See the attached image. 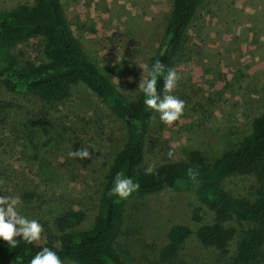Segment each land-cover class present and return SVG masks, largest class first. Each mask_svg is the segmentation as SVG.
Wrapping results in <instances>:
<instances>
[{"label":"rangeland","instance_id":"374dc122","mask_svg":"<svg viewBox=\"0 0 264 264\" xmlns=\"http://www.w3.org/2000/svg\"><path fill=\"white\" fill-rule=\"evenodd\" d=\"M60 2L80 54L119 93L134 99L140 68L148 65L171 0ZM32 4L33 0H0V14ZM180 51L171 66L180 77L171 94L185 102L183 115L169 126L153 111L144 139L146 167L186 161L192 151L213 163L264 111V0H202L185 29ZM11 54L20 66L41 61V38L18 44ZM3 81L0 78V196L21 199L25 192L38 193L43 197L38 204L21 199V215L41 224L55 212L72 209L83 214L73 231L87 229L97 214L109 165L122 146L123 123L102 103L89 79L50 102L30 93H12ZM83 146L89 158L69 157ZM220 186L232 196L252 199L255 180L230 175ZM194 214L199 221L193 220ZM212 222L192 188L129 197L115 249L126 264H233L241 232L256 224L225 223L234 234L221 252L200 245L194 237L196 228ZM175 225L186 227L189 235L177 255L163 262L159 250ZM252 264H264V243Z\"/></svg>","mask_w":264,"mask_h":264},{"label":"trees","instance_id":"16d2710c","mask_svg":"<svg viewBox=\"0 0 264 264\" xmlns=\"http://www.w3.org/2000/svg\"><path fill=\"white\" fill-rule=\"evenodd\" d=\"M201 2L171 0L161 36L148 59L149 68L156 61L171 68L181 52L185 29ZM31 38H41L42 59L20 66L11 50ZM0 78L8 91L30 93L44 102L65 97L71 86L89 79L102 103L124 125V140L105 175L91 226L73 231L82 222L83 214L62 209L41 220L43 232L39 243L20 240L17 247L11 248L0 240V264H30L45 247L70 264H126L122 253L115 249L125 200L109 195L117 173L139 183V190L130 197L162 190L180 193L192 188L196 201L213 217L212 223L201 224L194 230V237L202 246L222 252L234 234L233 227L225 228V223H255L241 232L233 264L256 262L264 243V111L253 118L248 133L213 163H206L201 153L192 151L186 161L162 163L155 166L152 174H146L144 139L153 111L145 107L143 93L139 91L134 99L126 98L80 54L67 31L60 0H33L30 6L20 5L0 14ZM157 90L163 91V77L158 80ZM189 169L195 180L189 176ZM230 175L254 177L252 199L232 196L222 189L221 182ZM21 199L31 204L43 201L40 194L32 191L22 194ZM192 218L199 221L196 214ZM188 235L184 226L170 227L166 243L159 250L160 259L166 262L174 258Z\"/></svg>","mask_w":264,"mask_h":264},{"label":"clouds","instance_id":"9594fccd","mask_svg":"<svg viewBox=\"0 0 264 264\" xmlns=\"http://www.w3.org/2000/svg\"><path fill=\"white\" fill-rule=\"evenodd\" d=\"M140 69L143 71L138 90L145 97V107L158 113L161 122L171 126L180 119L185 108V102L171 94L180 79L178 72L174 68H166L160 61H156L150 68L148 65H142ZM161 77H163L162 93L157 90L158 80ZM173 156L174 151L170 150L168 157L171 159ZM69 157L81 160L89 158L88 147L83 146L78 151H71ZM154 170L155 165H150L146 169V174H152ZM189 176L193 180L196 179L191 169ZM139 188L138 182H134L123 173H117L109 195L126 200ZM21 204L19 196H0V240L11 248L17 247L20 240L32 244L41 239L43 232V227L37 220L28 219L20 214L18 207ZM30 264H63V262L55 251L45 247L30 260Z\"/></svg>","mask_w":264,"mask_h":264}]
</instances>
